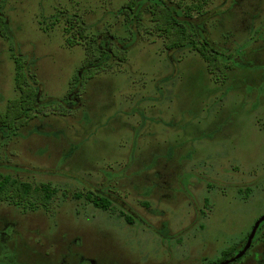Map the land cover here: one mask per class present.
Here are the masks:
<instances>
[{"label":"rangeland","instance_id":"1","mask_svg":"<svg viewBox=\"0 0 264 264\" xmlns=\"http://www.w3.org/2000/svg\"><path fill=\"white\" fill-rule=\"evenodd\" d=\"M127 1L6 0L43 93L63 97L85 57L66 43L65 18L129 38L118 13ZM206 9L207 36L233 61L221 80L197 50H166L144 13L128 59L88 80L80 108L47 110L0 138L1 173L59 190L49 209L0 201V232H10L0 235V264L14 255L38 264V253L76 237L99 264H214L242 248L264 215V0H210ZM8 46L0 36V114L17 95ZM261 228L235 264H264Z\"/></svg>","mask_w":264,"mask_h":264},{"label":"trees","instance_id":"2","mask_svg":"<svg viewBox=\"0 0 264 264\" xmlns=\"http://www.w3.org/2000/svg\"><path fill=\"white\" fill-rule=\"evenodd\" d=\"M209 1L128 0L118 13L124 17V25L130 31L129 38L118 36L110 29L91 31L81 15H69L65 18L63 27L66 43L71 47L82 45L85 57L70 80L65 95L58 97L43 93V83L34 72V59L20 50L9 17L4 12L6 0H0V36L7 40L8 51L14 60V83L17 91V95L7 101L4 112L0 114V138L16 135L39 113L58 110L59 113L68 114L71 110L80 108L88 80L113 64H120L128 59V53L139 36L138 27L144 13L151 15L154 28L164 39L166 50H182L188 47L197 50L209 73L221 80L233 61L231 54L226 56L204 29L210 17L206 9ZM57 20L53 15L52 24ZM58 191L50 183H31L0 172V201L3 202L24 208L49 209ZM75 195L80 196L79 193ZM85 195L96 207L104 210L110 209L113 204L106 195L97 191H89ZM122 214L133 223L131 216L123 211ZM255 235L256 232L251 244ZM234 249L235 246H230L224 250L223 259Z\"/></svg>","mask_w":264,"mask_h":264},{"label":"flooded vegetation","instance_id":"3","mask_svg":"<svg viewBox=\"0 0 264 264\" xmlns=\"http://www.w3.org/2000/svg\"><path fill=\"white\" fill-rule=\"evenodd\" d=\"M259 224L260 225L257 228L256 235H257L258 230L262 229L261 226L264 224V220H262ZM0 235L1 237L3 236L8 237L10 236V232H7V230L5 229L0 232ZM256 235L253 239L252 244L246 249V251L241 256L237 257V254H239L245 248L248 239L246 240L245 244L242 246L240 250L235 252L236 250V247H235L234 251L231 254H229L227 257H225L224 259H223V252H224L223 251L219 257L213 260L214 264H222L224 262H227L226 264H235L236 262H239L242 258L246 256V254H248L250 249L253 247ZM83 246H84V242H82L81 238L76 237L73 240L67 242L61 251H59V248L57 251L53 253H50L49 251H47L46 254L44 255L45 257L38 253L37 255L42 256V257H39L38 264H41V263H44V264H99V261L97 259L98 255L85 250ZM15 257L16 255H14V258L12 257V264H20ZM26 264H30V263H26Z\"/></svg>","mask_w":264,"mask_h":264},{"label":"water","instance_id":"4","mask_svg":"<svg viewBox=\"0 0 264 264\" xmlns=\"http://www.w3.org/2000/svg\"><path fill=\"white\" fill-rule=\"evenodd\" d=\"M262 220H264V215L261 216V217L259 218V220L255 223V225H254V227H253V229H252V231H251V233H250V235H249V238H248V241H247V244H246L245 248H244L239 254H237V257L241 256V255L246 251V249L250 246V244H251V240H252V238H253V236H254L256 230H257V227L259 226V223H260ZM226 263H227V262H224V263H222V264H226Z\"/></svg>","mask_w":264,"mask_h":264}]
</instances>
